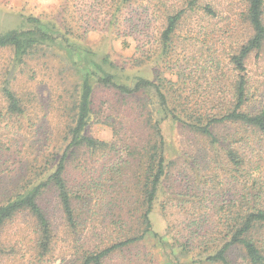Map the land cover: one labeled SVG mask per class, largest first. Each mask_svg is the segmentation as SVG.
I'll use <instances>...</instances> for the list:
<instances>
[{
    "label": "rangeland",
    "instance_id": "obj_1",
    "mask_svg": "<svg viewBox=\"0 0 264 264\" xmlns=\"http://www.w3.org/2000/svg\"><path fill=\"white\" fill-rule=\"evenodd\" d=\"M175 1L165 0L168 5ZM94 2L100 1L0 0V33L26 26V18L34 17L55 27L63 38L29 50L21 63L13 61L11 47L0 48V112L6 105L3 89L12 91L25 108L22 119L10 121L8 128L4 129L6 134L0 135L3 149L0 168L4 169L0 174V186L11 188L29 173L33 165L40 167L41 148L55 152L61 146L64 128L71 121L68 115L72 114L79 92V67L89 68V50L96 61L108 58L116 66V74L123 84L132 86L140 78L158 83L172 109L179 100L188 109L202 112L200 114L228 105L221 97V92L229 88L232 80L227 55L248 37L245 25L238 19L244 9L243 0H207L217 16L207 18L201 11L191 14L179 26L166 54H161L158 42L162 18L158 13L151 15L153 9L146 8V0L126 7L121 5L124 9L120 11V31L133 30V34L126 37L117 34L118 27L104 24L102 16L96 22L91 20L95 15L89 19L92 12H101L100 3ZM93 27L97 31H90ZM74 62H77L76 67ZM246 69L250 98L246 109L264 110V48L258 58L252 54L247 59ZM133 98L96 86L92 116L85 134L105 142H119L121 136L127 135L135 146L139 144L147 148L151 142L145 120L150 119L152 124L157 121L164 139L168 173L148 216L152 234L132 247L112 253L105 263L214 264L203 261L206 255L216 251V246H210L206 251L183 252L177 238L195 230L194 224L200 222L201 217L207 218L210 226V218L215 220L222 214L224 218L229 212H236L240 206L239 197L246 188L252 191L250 184L258 172L248 167L249 177L237 179L226 163L223 144L211 143L188 127L165 118L158 109V99L153 92L144 91ZM138 102L150 112V118L147 115L143 118L145 114L139 113ZM180 116L185 119V115ZM5 122L8 121L1 122L0 119L1 128ZM213 132L222 141L238 134L257 138L252 142H260L254 149L256 152H260L264 144L258 133L228 123L217 125ZM96 168L95 165L93 169ZM71 171H68L67 179L71 177ZM41 202L52 223L53 240L49 253L38 256L36 235L30 220L18 218L0 235V264H73L79 255L75 239L84 245V237L88 234L91 248L109 235L118 237L122 234L116 225L117 216L122 215L117 208L107 210L104 207L90 212L94 203L89 204V230L85 234L78 227L74 237L63 220L52 191L45 193ZM134 207L131 217L127 216L128 226H124L123 231L139 229L137 219L140 213H135ZM216 225H212L207 233L225 238L227 235L222 227ZM228 259L232 264H243L242 248H232Z\"/></svg>",
    "mask_w": 264,
    "mask_h": 264
},
{
    "label": "trees",
    "instance_id": "obj_2",
    "mask_svg": "<svg viewBox=\"0 0 264 264\" xmlns=\"http://www.w3.org/2000/svg\"><path fill=\"white\" fill-rule=\"evenodd\" d=\"M100 13L92 12L89 19L95 21L102 16V20L116 28L119 36H131L133 30L120 31V11L131 3L143 0H98ZM148 9H153L151 15L159 14L162 18V27L158 32V42L161 54L170 50L173 37L179 26L191 14L201 11L207 18H215L217 12L207 0H176L167 4L165 0H146ZM159 1V2H158ZM244 9L239 14V21L245 25L248 37L243 40L232 53L227 55L228 70L232 73L229 88L221 92V97L228 105L219 109L206 110L200 114L199 110H190L186 105L177 102L176 107L170 108L168 98L158 83L146 79H137L131 85L121 83L116 71V66L108 59L96 61L93 52L89 50L88 66L79 67V92L73 104L70 123L64 128V139L55 152L41 150V166H32L29 173L22 176L17 184L11 188L0 186V235L4 228L15 222L18 218L26 217L30 220L36 235V249L39 257L46 256L50 251L53 240L52 223L46 208H43L42 197L52 191L56 203L60 207L63 220L71 230V235L76 237L78 227L82 232L89 230V204L94 203L90 212L117 208L122 215L117 216L119 231L118 237L107 236L104 240L89 248V235L84 237V245L74 240L78 258L73 264H106L110 255L116 251H123L128 247L142 241L146 235L152 234L149 214L153 209L159 187L168 173V164L164 156V139L159 129V122L152 124L146 119L148 137L151 145L145 147L134 145L129 141V136L122 137L112 142H105L88 136L85 130L88 127L92 114V97L96 86L112 89L126 97H136L144 91L153 92L158 99V109L164 117L180 123L193 130L200 137L209 139L211 143L223 144L227 165L237 179L248 176V167L258 172L253 176L250 188L239 197L240 206L236 212H229L210 218H200L195 222V230L177 238L181 241L179 247L183 252L195 249H208L216 246V251L205 256L206 263L232 264L228 259V252L235 247L242 248L244 253L243 264H264V144L260 152H256V142L248 136L237 135L230 140L218 138L213 128L227 123L238 128L258 133L264 140V110L248 111L246 106L250 103L247 88L246 61L255 54L256 58L264 48V0H243ZM116 6V8H115ZM146 9V10H148ZM145 10V11H146ZM149 15V16H151ZM152 17V16H151ZM26 26L11 29L0 33V48L11 47L14 52V62L21 63L29 50L53 43L58 39L63 40L55 27L42 23L38 18L27 17ZM96 27L90 31H97ZM129 31V32H128ZM60 40V41H61ZM63 42V41H62ZM77 62H74L76 67ZM217 66L219 64L217 63ZM6 105L0 112V119L5 122L0 126V135L6 134L10 121L22 119L25 108L21 100L10 90L3 89ZM133 98V99H134ZM143 118H150V112L142 104H136ZM71 112V111H70ZM185 115V119L181 118ZM147 115V117H146ZM142 116V115H141ZM48 148V145L46 146ZM53 148V146H52ZM3 149L0 147V153ZM44 151V152H43ZM43 152V154H42ZM263 154V158H262ZM37 160V157L35 158ZM97 168L94 170V166ZM1 167V166H0ZM71 177H68V171ZM4 169L0 168V174ZM249 177V176H248ZM236 179V178H235ZM1 181V180H0ZM134 198V201L132 199ZM135 206V207H134ZM134 207L135 213H140L137 219L138 230L123 231L128 226L127 216L131 217ZM218 215V212H217ZM123 221V222H120ZM217 224V225H216ZM212 225L222 227L227 236L207 233ZM157 237V234H153Z\"/></svg>",
    "mask_w": 264,
    "mask_h": 264
}]
</instances>
